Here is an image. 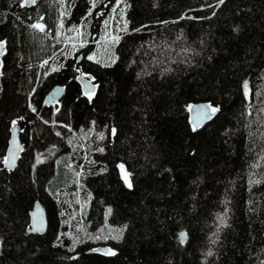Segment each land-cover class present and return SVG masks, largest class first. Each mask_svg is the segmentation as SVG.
Segmentation results:
<instances>
[{
    "label": "trees",
    "instance_id": "1",
    "mask_svg": "<svg viewBox=\"0 0 264 264\" xmlns=\"http://www.w3.org/2000/svg\"><path fill=\"white\" fill-rule=\"evenodd\" d=\"M20 1L0 0V264H264V0ZM114 9L112 59L88 58ZM198 101L219 110L193 129Z\"/></svg>",
    "mask_w": 264,
    "mask_h": 264
},
{
    "label": "water",
    "instance_id": "2",
    "mask_svg": "<svg viewBox=\"0 0 264 264\" xmlns=\"http://www.w3.org/2000/svg\"><path fill=\"white\" fill-rule=\"evenodd\" d=\"M38 0H21L20 6L30 7L34 5ZM41 25V24H39ZM42 26V25H41ZM5 50V45L0 41V67L1 56ZM76 50V49H75ZM81 59V55H78L77 61ZM76 81L80 85L81 91L85 95L91 96L95 90L96 85L93 78L84 73H78L75 76ZM65 92V86L63 84H54L51 89L46 93L43 105L52 106L57 103ZM217 109V111H213ZM218 108H213L208 102L198 101L189 105L188 107V121L193 129H197L207 123L217 112ZM26 121L24 119L14 120L9 127V136L7 139V146L3 158V169L12 170L16 167L20 155L24 149V143L21 140L20 133L25 128ZM29 226L26 229V233L38 234L44 233L47 228V217L44 207L39 201L34 202L30 212ZM180 240L182 243L186 241V233H180ZM103 253L107 252V247L100 245L94 249Z\"/></svg>",
    "mask_w": 264,
    "mask_h": 264
},
{
    "label": "rangeland",
    "instance_id": "3",
    "mask_svg": "<svg viewBox=\"0 0 264 264\" xmlns=\"http://www.w3.org/2000/svg\"><path fill=\"white\" fill-rule=\"evenodd\" d=\"M120 12H122V10H111V14L104 19L101 24V31L94 36V43L96 44L95 49L88 54V58L101 62H109L112 59V46L116 40L117 33L125 26L124 20L122 22L121 16L119 17ZM34 25H36V23L32 24L33 27ZM83 43H85V41L78 35L77 40L71 41L69 45L70 48H73Z\"/></svg>",
    "mask_w": 264,
    "mask_h": 264
},
{
    "label": "snow or ice",
    "instance_id": "4",
    "mask_svg": "<svg viewBox=\"0 0 264 264\" xmlns=\"http://www.w3.org/2000/svg\"><path fill=\"white\" fill-rule=\"evenodd\" d=\"M224 0H220V3H223ZM34 27H37V28H42L41 25L37 24V25H34ZM213 111H217V109H213ZM130 186V185H129Z\"/></svg>",
    "mask_w": 264,
    "mask_h": 264
},
{
    "label": "flooded vegetation",
    "instance_id": "5",
    "mask_svg": "<svg viewBox=\"0 0 264 264\" xmlns=\"http://www.w3.org/2000/svg\"><path fill=\"white\" fill-rule=\"evenodd\" d=\"M37 25V24H36ZM42 29V28H41Z\"/></svg>",
    "mask_w": 264,
    "mask_h": 264
}]
</instances>
